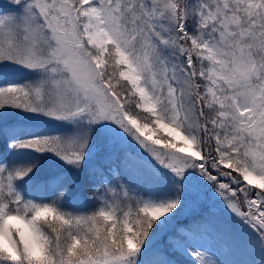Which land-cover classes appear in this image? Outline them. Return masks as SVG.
I'll use <instances>...</instances> for the list:
<instances>
[{"label":"snow or ice","instance_id":"obj_1","mask_svg":"<svg viewBox=\"0 0 264 264\" xmlns=\"http://www.w3.org/2000/svg\"><path fill=\"white\" fill-rule=\"evenodd\" d=\"M0 264H264V0L0 2Z\"/></svg>","mask_w":264,"mask_h":264},{"label":"rangeland","instance_id":"obj_2","mask_svg":"<svg viewBox=\"0 0 264 264\" xmlns=\"http://www.w3.org/2000/svg\"><path fill=\"white\" fill-rule=\"evenodd\" d=\"M0 2H3V0H0ZM21 78H28L26 74H21ZM37 127L33 129V131H39V132H47L50 130H58L55 128H49L47 126L42 125L41 122H37ZM56 169V170H62V162H54L48 155H45L43 158V164L41 167V172L44 174H47L50 170ZM34 188L32 191L35 192ZM38 192V191H36ZM72 193H76L78 196H81L77 191H73ZM83 200V199H82ZM84 201V200H83ZM183 220V218H181ZM222 225H227L228 228L231 229V232L234 234L237 231V228L232 225L227 218L222 217L221 218ZM206 245L208 247H212L215 251L219 252L221 255V258H226L229 260H246V261H258L259 260V253L253 249H238L237 251L228 254L227 256L224 255V249L230 243L228 236H223L220 239L217 240H208L205 241ZM187 259V258H185Z\"/></svg>","mask_w":264,"mask_h":264},{"label":"trees","instance_id":"obj_3","mask_svg":"<svg viewBox=\"0 0 264 264\" xmlns=\"http://www.w3.org/2000/svg\"><path fill=\"white\" fill-rule=\"evenodd\" d=\"M90 203H94V202L90 201ZM83 204L84 203L77 201L74 197H71L70 195L65 206L70 211H84L86 209L83 208Z\"/></svg>","mask_w":264,"mask_h":264}]
</instances>
